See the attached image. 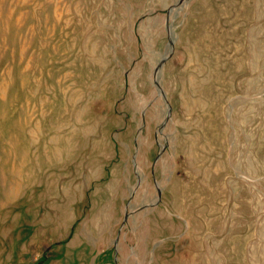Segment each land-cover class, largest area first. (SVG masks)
Masks as SVG:
<instances>
[{"label": "rangeland", "instance_id": "rangeland-1", "mask_svg": "<svg viewBox=\"0 0 264 264\" xmlns=\"http://www.w3.org/2000/svg\"><path fill=\"white\" fill-rule=\"evenodd\" d=\"M0 264H264V0H0Z\"/></svg>", "mask_w": 264, "mask_h": 264}, {"label": "water", "instance_id": "water-1", "mask_svg": "<svg viewBox=\"0 0 264 264\" xmlns=\"http://www.w3.org/2000/svg\"><path fill=\"white\" fill-rule=\"evenodd\" d=\"M171 42H172V39H171L170 43ZM156 86L158 87V84L157 83H156ZM127 217H128V215H125L124 221H126Z\"/></svg>", "mask_w": 264, "mask_h": 264}]
</instances>
